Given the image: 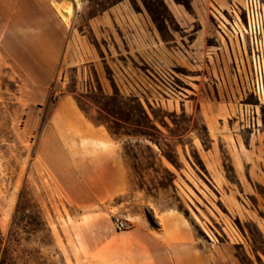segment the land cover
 <instances>
[{"label":"rangeland","instance_id":"374dc122","mask_svg":"<svg viewBox=\"0 0 264 264\" xmlns=\"http://www.w3.org/2000/svg\"><path fill=\"white\" fill-rule=\"evenodd\" d=\"M171 1L195 16L193 0ZM213 1L221 12L208 1V20L222 39L218 30L228 31L211 10L230 25L231 7ZM68 8L69 24L60 13ZM110 12L118 24L111 48ZM165 22L178 30L164 0H0V264H97L95 250L109 238L145 223L159 229L158 216L169 210L192 231L203 264H264V100L250 92L246 59L234 103L224 98L225 84L206 91L181 80L189 107L170 91L164 99L156 51ZM72 31L69 48L97 67L83 57L63 66L62 41ZM147 42L149 56H128ZM246 49L250 61L247 36ZM65 97L120 140L127 193L74 201L53 177L41 149Z\"/></svg>","mask_w":264,"mask_h":264},{"label":"crops","instance_id":"0c3cea01","mask_svg":"<svg viewBox=\"0 0 264 264\" xmlns=\"http://www.w3.org/2000/svg\"><path fill=\"white\" fill-rule=\"evenodd\" d=\"M208 1L221 12L220 7L213 0H193L192 8L195 10V16L187 17L181 6L171 0H164L178 30L167 28L166 22L163 31L159 30L156 51L159 87L163 90L164 99L170 91V97L176 102L179 101L183 110H186L194 100L178 88L179 80L205 88L206 91L225 84L224 98L227 103L229 101L234 103V97L239 98L234 81L236 77L242 94L238 71L241 72L242 60L245 61L246 56L238 34L241 24L235 14V4L231 0H226L231 7L230 25L211 10L228 31L225 32L222 26H219L220 31L216 26L225 41L226 46H224L222 39L216 37L209 23ZM215 1L218 3V0ZM70 3L76 7L74 2ZM56 4L69 7V3L64 1H57ZM199 10H204L205 15H202V12L199 14ZM109 16L111 48L112 43L116 41L113 30L118 31V24L112 12ZM101 20L105 21L106 16L101 17ZM94 23L95 20L90 21L92 30ZM212 24L215 25L214 22ZM83 38H85L84 32L81 33V39ZM75 39V33L72 31L67 38L68 42L64 43L66 39L62 41L61 62L65 67L77 65L79 63L77 61L83 57L82 53H73L69 48L73 46ZM52 40L54 41V38ZM129 44L127 41L124 42L126 47ZM149 46V42L147 48L132 45L127 54L143 59L150 55ZM214 49L218 51L215 53ZM52 54L54 55L53 52ZM55 56H58V52ZM84 56V65L98 66L95 58H89L86 54ZM217 70L218 78L215 76ZM141 71L147 75L146 72ZM133 81L139 84L137 80L133 79ZM145 82H147L146 78L141 76V83L145 85ZM192 93L197 95V92ZM51 122V126L45 131L41 157L53 177L63 186L69 199L88 203L103 202L128 192V167L123 158L122 145L120 140L110 134L106 126L92 122L69 97L62 98L55 105ZM158 218L159 229H153L145 223L129 231L117 232L114 237L109 238L95 250V262L97 264H203L197 252L193 251L196 248L195 236L182 223L180 214L175 210H169L162 212Z\"/></svg>","mask_w":264,"mask_h":264},{"label":"built area","instance_id":"2783aa9c","mask_svg":"<svg viewBox=\"0 0 264 264\" xmlns=\"http://www.w3.org/2000/svg\"><path fill=\"white\" fill-rule=\"evenodd\" d=\"M235 5V14L244 27L250 43V61L246 56V75L250 92L260 102L264 100V0H242ZM240 38L241 31L238 30ZM241 78V72L238 71ZM242 85V80H240ZM120 228V227H119Z\"/></svg>","mask_w":264,"mask_h":264},{"label":"bare ground","instance_id":"6f19581e","mask_svg":"<svg viewBox=\"0 0 264 264\" xmlns=\"http://www.w3.org/2000/svg\"><path fill=\"white\" fill-rule=\"evenodd\" d=\"M60 13H61L63 21L69 24V21H70L71 15H72L71 14V9L62 10ZM239 30L241 31V34H242V38H240L241 45L243 47V50L247 52V49H246V32H244V29H243L242 26H239Z\"/></svg>","mask_w":264,"mask_h":264}]
</instances>
